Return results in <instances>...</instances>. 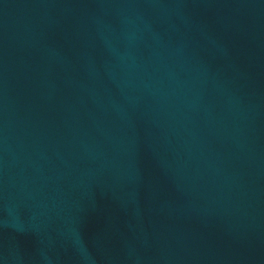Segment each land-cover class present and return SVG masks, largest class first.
<instances>
[{
    "label": "water",
    "instance_id": "95a60500",
    "mask_svg": "<svg viewBox=\"0 0 264 264\" xmlns=\"http://www.w3.org/2000/svg\"><path fill=\"white\" fill-rule=\"evenodd\" d=\"M0 264H264V0H0Z\"/></svg>",
    "mask_w": 264,
    "mask_h": 264
}]
</instances>
